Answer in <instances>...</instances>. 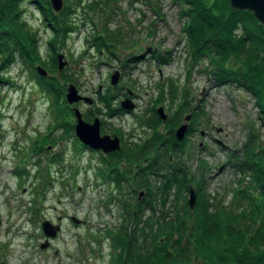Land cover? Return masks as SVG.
I'll return each instance as SVG.
<instances>
[{
  "label": "rangeland",
  "instance_id": "374dc122",
  "mask_svg": "<svg viewBox=\"0 0 264 264\" xmlns=\"http://www.w3.org/2000/svg\"><path fill=\"white\" fill-rule=\"evenodd\" d=\"M90 3L94 6L87 8ZM66 4L76 5L70 16L75 28L58 44L54 56H49L46 48L50 32L40 12L24 3L23 17L40 35V58L35 67L40 66L45 76L54 78L57 88L64 90L62 97L68 84H73L80 95L91 99L90 103L66 102L71 112L72 107L77 108L87 122L98 118L100 134L116 135L120 150L125 152L135 151L151 138L155 121H160L156 132L168 137L170 128L174 135L189 115L183 145L176 148L178 156L170 158L183 164L192 184L187 190L171 187L164 204L157 194L155 214L192 210L209 197L211 202H228L238 180L243 181L231 153L241 156L250 129L261 134L264 141V126L255 98L247 90L232 83L217 85L204 56L191 61L181 31L187 17L179 16L180 5L174 0H62L59 11L51 10L58 14ZM96 35L108 39L105 48L96 44ZM57 54L66 62L60 70ZM49 68L54 70L49 72ZM114 72L118 79L111 84ZM38 76L18 61L0 79V264H109L110 247L104 236L107 228L119 222L118 200L127 196L133 203L139 190L145 189L134 194L128 188L119 192L98 175L100 153L79 145L73 131L74 115L69 121L71 131L64 125L58 129L60 133L53 129L61 117ZM171 83L176 93L169 94ZM182 89L189 102L175 125L171 118ZM107 91L111 95L108 109L101 104ZM124 99L133 103L132 109L115 114ZM160 106L166 115L163 121L155 111ZM52 137L58 138L51 150H57L61 159L45 168L48 157L33 150L31 153L32 144L36 140L47 143ZM20 169L24 172L21 176L16 173ZM45 172L54 181L41 198L35 189L46 179ZM200 178L202 184L196 182ZM162 180L159 175L150 176L155 186ZM246 182L250 184L249 179ZM190 186L194 191L192 208L187 205ZM111 195L116 197L114 202L108 201ZM142 207L147 216L150 210L145 203ZM59 214L73 215L84 223L63 220L60 232L48 247L40 249L44 238L41 220L56 222Z\"/></svg>",
  "mask_w": 264,
  "mask_h": 264
},
{
  "label": "trees",
  "instance_id": "16d2710c",
  "mask_svg": "<svg viewBox=\"0 0 264 264\" xmlns=\"http://www.w3.org/2000/svg\"><path fill=\"white\" fill-rule=\"evenodd\" d=\"M174 1L180 5L179 16L187 17L181 31L191 61L204 56L217 85L232 83L247 90L255 98L264 126V26L249 11L230 8L228 0H211L210 3L204 0ZM24 3L36 8L46 22L50 32L45 40L49 56H54L58 44L75 28L70 16L76 5L66 4L56 14L48 0H0V79L18 61L36 73L40 35L24 19ZM86 6L92 8L94 3ZM94 41L105 48L108 39L96 35ZM53 56L51 60L55 62ZM53 70L49 68L48 71ZM38 80L44 91L54 98L65 130L71 131L69 121L73 113L62 97L63 88H57L53 77L39 75ZM183 89L171 118L175 125L189 102ZM176 91V86L171 83L169 94ZM109 96L107 91L101 97L104 108L111 104ZM117 110L123 112L120 107ZM155 123L151 125L154 128L151 138L144 145L136 146L135 151L125 152L122 148L100 154L102 167L97 173L114 189L120 192L128 188L133 194L145 189V196L140 201L136 198L131 203L127 196L118 200L119 222L107 228L104 236L110 247L109 264H264V141L260 140L261 134L250 129L241 156L231 153L233 165L243 181L238 180L228 202L224 203L222 199L211 202L209 197L206 203H196L192 210H177L173 215L162 210L155 214L158 212L154 203L157 194L160 203L164 204L171 187L176 191L187 190L192 184V177L183 164L170 158L171 155L178 156L177 149L185 138L176 140L172 128L168 137L159 134L155 128L160 121ZM16 173L21 176L24 172L20 169ZM153 175L163 177L161 185L150 182ZM245 179H249L250 184H244ZM196 182L202 184L201 178ZM49 189V182L40 184L35 194L43 198ZM115 200V195H111L108 201ZM142 203L150 210L147 216H144Z\"/></svg>",
  "mask_w": 264,
  "mask_h": 264
},
{
  "label": "water",
  "instance_id": "95a60500",
  "mask_svg": "<svg viewBox=\"0 0 264 264\" xmlns=\"http://www.w3.org/2000/svg\"><path fill=\"white\" fill-rule=\"evenodd\" d=\"M49 3L54 11H59L62 8V0H49ZM228 4L230 8L236 11H249L253 18L259 24L264 26V0H228ZM62 58V54H57V68L59 70L66 64V62L62 60ZM35 70L40 76L46 75V71L40 66H36ZM117 75V72L111 74V84H115L117 82ZM64 97L68 104H73L77 101H84L87 103L91 102V99L89 97L80 95L73 84H68L65 89ZM132 107L133 103L129 99H124L120 102V108L126 111H129L130 109H132ZM72 112L75 117L74 136L81 144L86 145L92 150H100L104 154L120 150L119 138L116 135L100 134L98 118H94L91 122H87L82 119L81 112L77 108L72 107ZM156 113L162 121L165 120L166 115L163 112V108L161 106L156 109ZM188 118L189 115L185 116V122L180 124L174 130V137L176 140L183 139L184 134L187 130L186 121L188 120ZM188 192L189 195L187 205L189 208H192L194 202V191L191 186L189 187ZM143 194L144 191L139 190L137 199H140ZM71 220L74 222V224H79L82 222L75 216H72ZM40 225L45 239L39 244V248L44 249L49 245V240L56 237L57 233L60 230V226L59 224L52 223L48 219L42 220Z\"/></svg>",
  "mask_w": 264,
  "mask_h": 264
},
{
  "label": "flooded vegetation",
  "instance_id": "af4514ba",
  "mask_svg": "<svg viewBox=\"0 0 264 264\" xmlns=\"http://www.w3.org/2000/svg\"><path fill=\"white\" fill-rule=\"evenodd\" d=\"M125 97V96H124ZM125 112V111H124ZM117 113H119V111L117 110V108H116V110H115V114H117ZM62 129L63 128V121H62V119L61 118H57L56 119V122L54 123V126H53V129L54 130H58V129ZM59 131V130H58ZM74 131V130H73ZM59 133H60V131H59ZM111 135H113V134H111ZM57 138L58 137H52L51 139H50V141L49 142H51L52 144H50L49 142H42L41 140L38 142V140H36V142L34 141L33 142V149H31V153H32V150L34 151V152H36L38 155L40 154L41 156H43L44 154L48 157L47 159H46V162H45V165H44V167L45 168H47V167H49V166H51V165H53V164H55V163H57L58 164V162L60 161V159H61V154L57 151V150H54V151H52L51 150V148L54 146V145H56L57 144ZM80 146H81V144H79ZM81 147H83V148H88L86 145H84V146H81ZM91 150V149H90ZM95 152H98V154L100 153V154H104V153H102L100 150H94ZM50 152V153H49ZM49 154V155H48ZM58 171V169H55L54 170V173H56ZM46 174H48V175H46L45 177H46V179L44 180V184H46L47 182H49V186L51 187V185H52V182L54 181V179H52L50 176H49V173L48 172H45ZM60 200L58 199V202H59ZM54 208V207H53ZM73 215H61V214H59V215H57L56 216V222H54L53 221V219H48L49 221H51L52 223H54V224H59V226H60V230H61V225H62V221L63 220H66V219H68V220H70L71 222H73L72 220H71V217H72ZM42 220H44V219H42ZM41 220V221H42ZM41 223V222H40ZM74 223V222H73ZM81 223H84V221L83 222H81ZM40 229H41V225H40ZM60 230H59V232H60ZM41 231H42V229H41ZM43 237H44V235H43ZM45 239V237L43 238V240ZM52 239H50L49 240V242L51 241ZM41 243V242H40ZM39 243V244H40ZM50 244V243H49ZM48 247V246H47ZM54 253L56 254L57 253V251L56 250H54Z\"/></svg>",
  "mask_w": 264,
  "mask_h": 264
}]
</instances>
